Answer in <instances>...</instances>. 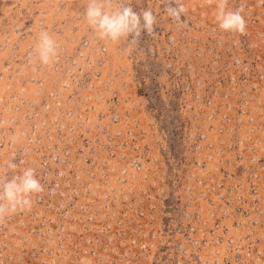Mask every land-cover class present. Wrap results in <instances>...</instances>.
I'll return each mask as SVG.
<instances>
[{
	"label": "rangeland",
	"instance_id": "374dc122",
	"mask_svg": "<svg viewBox=\"0 0 264 264\" xmlns=\"http://www.w3.org/2000/svg\"><path fill=\"white\" fill-rule=\"evenodd\" d=\"M87 2L0 0V172L44 189L0 220V264H264V0H228L244 34L216 0H176L182 23L131 0L157 20L135 43Z\"/></svg>",
	"mask_w": 264,
	"mask_h": 264
},
{
	"label": "clouds",
	"instance_id": "9594fccd",
	"mask_svg": "<svg viewBox=\"0 0 264 264\" xmlns=\"http://www.w3.org/2000/svg\"><path fill=\"white\" fill-rule=\"evenodd\" d=\"M228 0H216L215 20L220 30L244 34L246 22L240 9H227ZM165 10L168 16L182 23L186 8L176 0H166ZM84 19L95 33L97 39L110 42L129 40L138 42L142 34L153 35L156 27V16L149 9L135 11L131 0H88L84 10ZM35 56L39 63L48 65L58 55V45L47 31H41L35 45ZM6 171L0 172V220L31 207L33 195H38L43 185L32 168H25L18 174L17 165L13 161L6 162Z\"/></svg>",
	"mask_w": 264,
	"mask_h": 264
}]
</instances>
